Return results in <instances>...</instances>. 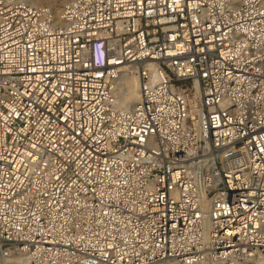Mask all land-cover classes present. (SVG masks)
Returning <instances> with one entry per match:
<instances>
[{
  "label": "built area",
  "instance_id": "built-area-1",
  "mask_svg": "<svg viewBox=\"0 0 264 264\" xmlns=\"http://www.w3.org/2000/svg\"><path fill=\"white\" fill-rule=\"evenodd\" d=\"M0 264H264V0H0Z\"/></svg>",
  "mask_w": 264,
  "mask_h": 264
},
{
  "label": "bare ground",
  "instance_id": "bare-ground-1",
  "mask_svg": "<svg viewBox=\"0 0 264 264\" xmlns=\"http://www.w3.org/2000/svg\"><path fill=\"white\" fill-rule=\"evenodd\" d=\"M52 10V9H51ZM60 6L56 5L54 15H57ZM53 12V11H52ZM120 87L122 90V102L132 106L139 101V86L138 79L134 73L125 74L120 80Z\"/></svg>",
  "mask_w": 264,
  "mask_h": 264
},
{
  "label": "rangeland",
  "instance_id": "rangeland-1",
  "mask_svg": "<svg viewBox=\"0 0 264 264\" xmlns=\"http://www.w3.org/2000/svg\"><path fill=\"white\" fill-rule=\"evenodd\" d=\"M29 1L32 2L33 4L37 5V6L49 7L52 9V11L54 13L56 5L61 7L62 4H64L68 0H29Z\"/></svg>",
  "mask_w": 264,
  "mask_h": 264
}]
</instances>
